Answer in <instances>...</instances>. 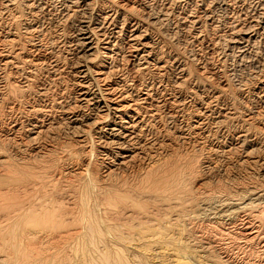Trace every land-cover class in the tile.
<instances>
[{
	"label": "rangeland",
	"instance_id": "374dc122",
	"mask_svg": "<svg viewBox=\"0 0 264 264\" xmlns=\"http://www.w3.org/2000/svg\"><path fill=\"white\" fill-rule=\"evenodd\" d=\"M71 1L0 0L5 12L0 28L13 32L22 48L31 43L22 37L25 27L38 26L36 43L66 72L74 60L68 40L78 24L76 15H62L73 14L67 8ZM145 1L147 6H138L135 0V19L143 21L140 30L169 63L154 98L167 99L173 80L183 75L180 88L196 95L194 108L171 114L160 103L157 120H146L148 128L130 148L132 161L108 177L104 169L119 158L103 148L100 125L72 124L69 115L58 112L66 104L76 110L74 81L65 73L56 76L50 64L11 75L12 89L0 90V264H264V104L259 98L264 26L252 30L243 55L228 42L230 23L244 22V12L256 0H179L166 16L164 0ZM91 2L85 15L91 20L115 4ZM206 13L215 22L200 25L203 35L214 39L213 49L196 43L193 29L183 23L184 14ZM150 16L159 19L146 20ZM101 57L95 52L85 59L90 76ZM216 92L223 96L213 105L222 110V124L215 130L210 118L204 127L216 132L205 141L190 129L194 113ZM10 98L17 109H9ZM30 105L53 107L43 116L48 126L33 143L28 141L35 122ZM110 117L121 121L113 115L105 119ZM241 133L248 136L243 146L237 140ZM244 153L250 163L240 165Z\"/></svg>",
	"mask_w": 264,
	"mask_h": 264
},
{
	"label": "bare ground",
	"instance_id": "6f19581e",
	"mask_svg": "<svg viewBox=\"0 0 264 264\" xmlns=\"http://www.w3.org/2000/svg\"><path fill=\"white\" fill-rule=\"evenodd\" d=\"M39 1L43 3L44 0ZM91 1L92 0H72L70 2L71 5L67 4V8H73V10L71 9L72 11L70 10L73 14L70 15V12L68 11L63 12L62 14L66 19L73 15H76V18L78 17L76 19L78 24L75 25L77 29H75V32L71 37H69L68 40L70 44L68 45L69 52L71 56L74 57V60L67 66L66 72L62 70L64 67H61L62 69H60L57 64L52 61L48 51L43 50L36 43L35 40L38 39V33L40 32L38 26L25 27L24 34L27 36L22 37L28 38L26 39L27 41L31 39V43H28V45L22 44V48L16 44L17 40H15L13 32L6 31L9 29L4 30L0 28V34L3 33L2 36L6 39L0 40V90L2 91L3 89L11 88V81L9 78L11 75L14 77L17 76L18 71L30 73L33 72L34 69L39 70L43 68V65L45 64H50L54 66L50 67L56 76H60L65 73L68 76V80L74 81L72 82L73 85L71 86V91L73 93L72 97L74 99V103L77 105H73L76 110L70 109L72 105H60L57 108L58 112L69 115L70 123L72 124L84 125L83 123L86 124L87 121L90 123L91 120L90 124L100 125L99 127H96L98 128L99 132L102 133L101 137L103 142L101 141V144L103 145V148L105 147L107 150H115L116 157L119 158L116 162H114V164L111 166L108 165L109 167L106 166L104 169L103 172L105 173V176L109 177L114 172V169H119L121 167L123 168V166L132 161L131 159L133 156L131 155L132 151L130 148L133 146V144H135L134 141L140 138L141 131L148 128L146 127V120L156 119L159 114V108L161 107L159 106L160 103L163 104L162 107H165L168 113L172 114L176 113L177 111L182 112L183 110L193 107V102H195L193 101V97L196 95L191 96L189 94H183L184 91L182 92L180 88L184 80V76L182 75L181 77L176 76V78L173 80V84L171 85L173 86V91L170 95H168L169 97L167 99L154 98L155 93L160 90L159 87H162L164 82L165 67L167 66L168 62L162 59V55H158L160 49L157 45L150 41L147 31H144V29L140 30L141 26H143V21H141L139 18L135 19V17H139L138 12L134 11L135 7L133 5L135 0H114L115 4L113 3V7L107 8L105 11L100 12V14H98L97 17L95 16V18L92 20L85 16L87 13L86 10L92 5ZM164 1L165 3L163 4V9L165 10L164 15L166 16L170 13L174 5H178L177 2H179V0ZM182 1L185 2L186 0ZM199 1L201 2L202 0ZM8 2L12 4V0H8ZM147 4L148 3H146L145 0H138V6H147ZM4 9L7 10V6H5ZM41 10L48 11V8L45 9L44 7H41ZM4 13L5 12H0V14ZM244 14V22H240L238 20H232V22L230 21V30L228 32V42L230 47H237L239 49L238 52H240L241 55L244 54L247 45H249L253 38V34L251 33L252 30H258L262 28V25L264 26V0H256V3L253 6H248V10L244 12ZM199 15L184 14L183 23L193 29V39L196 43L199 45L206 44V49H213L214 39H207L203 35V30L201 29L200 23L203 21L204 24V22L209 21L210 23L208 22V24L211 25L215 22L214 18L211 14L207 13L204 16ZM120 16H122V18H120ZM130 19L132 22L128 23ZM155 19L159 18L150 16V18L148 17L146 20L151 21ZM178 19H182V17ZM97 51L102 57L95 64L94 69L92 70L93 75L90 76L91 72L89 74L85 59H87V56L94 55L95 52L98 53ZM172 63L176 64V61L174 60ZM177 65L180 66V63L177 62ZM175 70L176 69L174 68V71ZM209 71L210 69L204 70L206 74H210ZM166 74L168 75V72ZM141 75L144 76L143 80ZM28 77L29 76H24L23 78L28 79ZM197 78H199L198 84H201L203 87L204 75H201ZM259 89V98L264 104V86L260 87ZM40 95L43 97L44 93L41 92ZM58 95L60 94H57L56 96ZM222 97L223 96L220 94V92L214 93L209 97V101L206 100L207 102L205 105L203 104L204 107L202 110L200 112L197 111L194 113V125H192V128L189 129L194 130V133L202 140H208L210 135L213 136L216 132L214 131V134H211V127H204L205 124L209 123L208 121L210 118L212 119L210 126L214 127L215 130H219L221 128L222 119L220 120L219 118L222 116L221 114H223L221 113L222 110L217 109V106L213 105H216L215 103H217L218 100L220 101ZM61 98L62 96H60L58 100ZM17 103L18 102H16L14 98L8 99V104L10 106L9 109H17ZM47 106H29L30 110L28 109V113L31 118L35 120L28 135V141L30 143L37 141L38 137L48 126L45 124L46 122H44L43 116L46 115L47 112H50L53 107L47 108ZM110 115L121 118L120 123H117V120H113L112 117H110V120H107V118L105 119V116ZM144 122H146V124H143ZM247 138V133L239 134L237 136L238 143L241 144L239 146H243ZM32 150L36 152L35 148H32ZM245 153L242 154L243 156L239 159L240 165L250 163V154ZM2 162L3 160L0 159V164ZM27 174L29 173L27 172Z\"/></svg>",
	"mask_w": 264,
	"mask_h": 264
}]
</instances>
